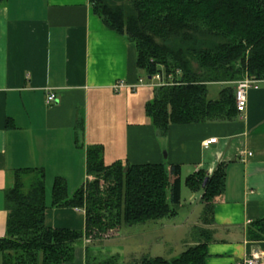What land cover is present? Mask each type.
<instances>
[{
	"label": "crops",
	"instance_id": "obj_1",
	"mask_svg": "<svg viewBox=\"0 0 264 264\" xmlns=\"http://www.w3.org/2000/svg\"><path fill=\"white\" fill-rule=\"evenodd\" d=\"M143 75L136 46L105 26L91 0H7L0 6V238L7 233L6 190L15 171L26 168L45 172L47 226L84 231V209L52 206V189L63 178L72 196L88 177L87 147L99 145L108 166H181L177 214L139 225L141 231L155 233L156 227L165 242L180 243L182 252L200 239L194 228L203 227L212 235L206 264H245L255 253L257 264H264V240L248 235L250 225L264 217V80L249 89L247 106L235 120L171 124L161 136L146 114L156 85L147 79L140 84ZM119 82L124 86L117 89ZM212 85L215 98L221 87ZM50 91L57 97L52 105L46 103ZM211 138L217 142L206 146ZM220 164L225 191L214 202L213 223H205L203 192L192 191L186 179L199 171L211 176ZM199 200L204 207L194 208L185 223L172 221L188 201L196 206ZM117 242L88 249L84 239L67 264H88L90 256L133 264L123 256L122 239ZM111 245H118L112 246L115 253Z\"/></svg>",
	"mask_w": 264,
	"mask_h": 264
},
{
	"label": "trees",
	"instance_id": "obj_2",
	"mask_svg": "<svg viewBox=\"0 0 264 264\" xmlns=\"http://www.w3.org/2000/svg\"><path fill=\"white\" fill-rule=\"evenodd\" d=\"M6 1L0 0V6ZM91 3L108 29L136 46L143 77L150 81L162 74L168 83L156 86L154 98L146 105V114L161 136L171 124L235 120L239 115L236 82L245 77L264 80V0ZM210 84H220L215 98L210 95ZM86 170L96 177L87 189L83 184L70 196L63 178H56L52 189V206L84 209V231L47 226L44 170L15 171L13 184L5 193L9 217L7 233L0 238L3 264H67L84 239H89L88 249L106 245L122 227L161 221L178 212L180 165L168 168L165 163L118 161L108 166L103 147L91 145L86 150ZM186 184L192 191L203 192L204 221L213 223L214 202L226 187L224 165H218L211 176L194 173ZM193 231L200 239L172 259L144 255L133 264H206L211 231L203 227ZM248 235L252 240H264V217L250 225ZM88 264L121 263L117 256H90Z\"/></svg>",
	"mask_w": 264,
	"mask_h": 264
},
{
	"label": "rangeland",
	"instance_id": "obj_3",
	"mask_svg": "<svg viewBox=\"0 0 264 264\" xmlns=\"http://www.w3.org/2000/svg\"><path fill=\"white\" fill-rule=\"evenodd\" d=\"M219 86L220 84L212 85L210 89L219 87ZM95 180H96V177L94 175H88L84 183L85 189H87L88 185L94 182ZM184 192H185V195L187 196V194L189 193V188L187 186H184ZM50 197H51V191L50 189H47L48 200H50ZM198 206L199 207L202 206L201 208L204 207L203 203L200 200L197 201L196 206H190V203L188 201L186 206L183 209L180 208L179 216L172 221L185 223L187 220L186 215L188 214L191 215V212L194 210V208ZM188 211H190V213H188ZM132 227H127V228L124 227L121 233L119 234V236L112 238V241L118 240L119 242L122 239L123 242L121 243V246L122 245L125 246V250H126L125 251L126 253H123L124 254L123 256L126 257L128 255V258L130 257L129 258L130 262H135V260L138 259L140 256H142V254L144 255L148 254L154 257L161 256L166 259H172L173 257L177 256L179 252H181L180 251L182 248L181 244L174 243V241L173 243L170 242V244H168V242H165L164 238L161 237L163 233H161V231H159L156 227L153 228L155 230V233L147 232L145 229L141 231V228H140L141 226L139 225L136 227L135 226H132ZM137 229L139 230L137 231ZM140 232L142 234H140ZM145 235L147 236V238L142 237ZM144 241H146V243H144ZM112 246L117 247L118 245L109 246L110 251L115 253L116 251H113V250H116V249ZM119 260H120V263H122L123 258L121 257Z\"/></svg>",
	"mask_w": 264,
	"mask_h": 264
},
{
	"label": "built area",
	"instance_id": "obj_4",
	"mask_svg": "<svg viewBox=\"0 0 264 264\" xmlns=\"http://www.w3.org/2000/svg\"><path fill=\"white\" fill-rule=\"evenodd\" d=\"M169 78L171 79V75H169ZM146 78H140L139 83H145ZM154 85L159 86V85H164L168 84L165 81V78L162 74H157L154 77L151 78L150 80ZM255 80L251 79L250 77H245L242 80H239L236 82V87H235V100H236V107L239 112H242L246 106H247V101H248V91L249 89L255 84ZM124 86L123 82H119L116 84V88L119 89L120 87ZM57 97L56 93L54 91H50L47 94L46 97V103L48 105H52L56 102ZM217 138H211L207 141H205V145L209 146L212 143H216ZM86 242H89V239H86ZM260 259V255L258 253H255L251 259H248L245 264H257L258 260Z\"/></svg>",
	"mask_w": 264,
	"mask_h": 264
},
{
	"label": "water",
	"instance_id": "obj_5",
	"mask_svg": "<svg viewBox=\"0 0 264 264\" xmlns=\"http://www.w3.org/2000/svg\"><path fill=\"white\" fill-rule=\"evenodd\" d=\"M208 178H209V177H206V178H205L204 183H203V187H205L206 182L208 181Z\"/></svg>",
	"mask_w": 264,
	"mask_h": 264
}]
</instances>
